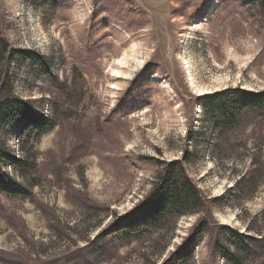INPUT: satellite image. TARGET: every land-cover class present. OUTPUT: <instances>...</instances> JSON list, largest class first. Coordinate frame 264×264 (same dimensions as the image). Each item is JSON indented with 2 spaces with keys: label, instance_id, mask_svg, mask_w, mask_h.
Here are the masks:
<instances>
[{
  "label": "rangeland",
  "instance_id": "374dc122",
  "mask_svg": "<svg viewBox=\"0 0 264 264\" xmlns=\"http://www.w3.org/2000/svg\"><path fill=\"white\" fill-rule=\"evenodd\" d=\"M0 60L12 94L54 119L38 139L0 141L28 198L0 195V264H166L195 228L187 264H264V109L218 129L203 104L228 87L264 91L255 0H0ZM47 69V72L44 70ZM207 90L200 95L191 85ZM173 160L202 199L140 239L97 238L151 192ZM254 240L239 251L224 227Z\"/></svg>",
  "mask_w": 264,
  "mask_h": 264
},
{
  "label": "trees",
  "instance_id": "16d2710c",
  "mask_svg": "<svg viewBox=\"0 0 264 264\" xmlns=\"http://www.w3.org/2000/svg\"><path fill=\"white\" fill-rule=\"evenodd\" d=\"M264 14V0H255ZM24 53L28 58L36 55L29 50L9 48L3 38H0V60L7 58L11 62L14 57ZM48 70L45 69L44 72ZM264 109V91L251 92L240 87H228L209 95L203 104V110L208 119L218 129H226L238 123L239 115L244 111H258ZM55 126L53 118L44 116L32 110L28 103L12 94V87L7 75L0 76V129L5 135L23 129L26 139H38L51 131ZM29 160L15 157L9 153L0 141V195L7 197L28 198L31 192L17 182L2 168L13 166L24 174L27 171ZM202 199L190 178L185 175L182 161L173 160L165 173L160 175L151 192L145 200L132 211L117 218L97 238L115 235L122 242L137 240L150 231L163 227L167 220L199 209ZM226 233L233 240L239 251L246 252L250 246L248 241L254 240L230 227H224ZM205 231V223L201 222L194 230L192 237L186 241L178 251L176 259L166 264H187L192 255L194 244ZM224 256L233 264H242L241 259L230 251H223Z\"/></svg>",
  "mask_w": 264,
  "mask_h": 264
},
{
  "label": "bare ground",
  "instance_id": "6f19581e",
  "mask_svg": "<svg viewBox=\"0 0 264 264\" xmlns=\"http://www.w3.org/2000/svg\"><path fill=\"white\" fill-rule=\"evenodd\" d=\"M190 83H191V85L195 84V81L193 80V77H190ZM195 88H196V90L198 91V93L200 95H202L207 90V88H205V87H203V86H201L199 84H195Z\"/></svg>",
  "mask_w": 264,
  "mask_h": 264
}]
</instances>
